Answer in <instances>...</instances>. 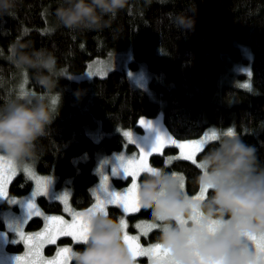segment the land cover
Returning a JSON list of instances; mask_svg holds the SVG:
<instances>
[{
  "label": "trees",
  "instance_id": "obj_1",
  "mask_svg": "<svg viewBox=\"0 0 264 264\" xmlns=\"http://www.w3.org/2000/svg\"><path fill=\"white\" fill-rule=\"evenodd\" d=\"M58 4L59 0H16L12 14L0 16V107L19 100L22 91L48 104L54 119L36 142L35 158L25 162L36 173L53 174L57 186L66 181L73 208L92 201L89 189L98 179L96 156L120 150L124 144L133 148L124 143L118 128L138 127L139 116L153 117L160 109L168 131L180 138L197 137L209 126L233 129L255 147L257 162L264 167V0H127L106 26L85 31L60 26L54 14ZM181 16L191 17L194 26L181 29L176 23ZM18 40L31 45L26 51L47 49L54 54L57 68L62 69L56 89L45 88L35 70L13 63ZM126 48L133 55L130 65L141 62L149 71L154 99L120 68L82 79L68 74L82 72L94 57ZM242 64L246 71H238ZM242 79V85L234 83ZM217 143L210 140L197 159ZM175 149L167 146L152 154L150 163L182 173L184 192L193 194L199 188L200 169L183 159L165 166L167 153ZM144 175L138 177L139 183ZM113 182L122 185L127 179ZM31 186L32 181L17 172L6 186L7 202ZM210 194L208 190L204 199ZM0 199V208H7L4 197ZM37 203L44 212H62L58 200L38 196ZM107 210L118 221L121 210L115 205ZM126 220L132 228L138 220L155 219L151 209L142 208ZM42 222V217L33 216L25 229L35 231ZM61 242L72 243L74 249L83 246L61 236L44 252L51 253Z\"/></svg>",
  "mask_w": 264,
  "mask_h": 264
},
{
  "label": "clouds",
  "instance_id": "obj_2",
  "mask_svg": "<svg viewBox=\"0 0 264 264\" xmlns=\"http://www.w3.org/2000/svg\"><path fill=\"white\" fill-rule=\"evenodd\" d=\"M126 3L59 0L54 14L58 24L70 31L96 30L106 26ZM15 6L16 0H0V16L12 14ZM176 23L181 29H190L195 21L181 16ZM30 48L29 43L18 40L12 51L13 63L35 70L45 88L56 89L62 73L56 57L47 49L26 51ZM53 119L48 104L40 97L24 95L0 107V156L17 166L34 159L36 142ZM199 163L202 167L197 183L210 190L207 199L188 196L180 180L164 168L156 167L140 181L139 202L151 209L162 225L157 243L169 251L173 264H257V258L245 246L249 236L264 235V167L257 162L255 147L237 135L222 136ZM87 216V241L73 249L72 264H135L123 243L120 223L109 214ZM211 221H216L217 227L208 235Z\"/></svg>",
  "mask_w": 264,
  "mask_h": 264
},
{
  "label": "snow or ice",
  "instance_id": "obj_3",
  "mask_svg": "<svg viewBox=\"0 0 264 264\" xmlns=\"http://www.w3.org/2000/svg\"><path fill=\"white\" fill-rule=\"evenodd\" d=\"M27 30H25L26 32ZM46 32L51 29H45ZM27 93L21 92L20 95L24 96ZM55 103V101H53ZM144 127H150V122H145L141 119L138 122ZM236 133L233 129H228L225 132H217L212 130L211 132H205L200 139L188 140L185 142H179L173 139L167 134H158L154 143L150 147H142L136 143L133 139L131 131H124L123 136L127 138L129 145H135L139 149V153H133L132 156H125L121 154L117 157L119 162V169L122 170L125 178L131 177V185L124 191H110L108 188V177L102 175L100 180L99 191L103 195H97L95 203L87 209V212L75 211L68 203V193H64L58 196L56 199L63 204V211L71 217V220L65 219L63 215H45L39 210L35 203V197L46 196L49 184V177L37 176L34 172L25 167L24 171L29 172L32 179L35 180L36 187L31 193L32 199H29L26 204L27 218L23 224H26L34 215L43 217L44 229L41 232L33 234H27L22 230V225H18L15 228L17 240L13 243L23 242L25 246V253L23 256L16 255V264H69L72 261L73 249L71 247H59L53 257L46 259L43 256V249L46 244H55L59 237H71L77 244H83L87 241L88 232L90 231V220L87 213H103L108 215L107 210L109 205H115L122 210V217L118 218V222L121 225L122 240L129 250L132 259L147 256L152 264H173L169 257V251L162 248L159 243L151 244L148 247H143L140 244L142 237L148 236L149 232L154 228L161 227L155 223L149 222H137L133 225L135 229L139 230V235H129L126 232L128 224L123 216H127L133 212H139L142 208L139 202L138 190L139 185L137 178L141 173H153L155 171L154 166H151L148 157L153 152L160 153L163 146L170 145L180 150V155L169 158L165 161L167 166L173 160L183 159L190 161L197 168H201L202 165L197 163V154L203 153L208 145L209 141H218L221 136H234ZM17 172V165L0 156V198L8 196L6 191V185L11 181L12 177ZM116 169H113L115 175ZM174 177L180 180L181 189L184 190V177L173 172ZM207 189L201 187L200 194L193 196V199L203 200ZM11 203H15V199L10 200ZM146 209V208H145ZM196 217H193L195 222ZM181 223H187L185 220H181ZM217 227L216 221L209 222L207 226V234H214ZM246 248L257 258V264H264V235L249 236L245 240ZM219 264V262H217Z\"/></svg>",
  "mask_w": 264,
  "mask_h": 264
},
{
  "label": "rangeland",
  "instance_id": "obj_4",
  "mask_svg": "<svg viewBox=\"0 0 264 264\" xmlns=\"http://www.w3.org/2000/svg\"><path fill=\"white\" fill-rule=\"evenodd\" d=\"M132 57H133L132 51L129 48H126V49H123V50H114V51L110 52L109 54H107L105 56H97V57H94L93 59H91L82 72H79V73H68V74L72 78L82 79V78H88V77H91V76H94V75L104 76L110 70L115 69V68L116 69L120 68V69H123L126 72L129 80L134 85L144 89L148 93V95L151 98H153L154 97V93H153V91L151 90V88L149 86V80H150L149 71L147 70L145 65L143 63H141V62L138 63L137 65H135L134 67H132L130 65ZM237 69H238V71L239 70L246 71L248 69V67H247V65L242 64V66L238 65ZM249 72L250 71H248V73ZM240 82H241L240 84L237 83V82H234V83H236L238 85H242V83H244L245 80L242 79V80H240ZM141 119H144L145 122H150L151 126L150 127H144V126L140 125L138 122ZM136 125L138 127H134V126L119 127L118 131L122 135L124 143L127 144L128 142H127V138L123 136V132L124 131H131L133 139L136 141V143L139 144L140 146L146 147V148L150 147L151 144L154 143L155 138H156V136L158 134H162V135L163 134H167V135L171 136L173 139H176L179 142L183 143V142L188 141V140L200 139V138L203 137V134L205 132H211L212 130H215V131H217L219 133V132H225V131L228 130V127L227 128H223V127H218V126H209L201 133V135H199L197 137L180 138V137H177V136L173 135L172 133H170L168 131V129L166 128V126H165V124H164V122L162 120V110L161 109L158 112V114L153 116V117L139 116L137 121H136ZM132 146H133V148L128 149L127 146L124 144V147L121 148L120 150L112 151V152H109V153H103L102 152V153H99L96 156L94 169H95V172L97 174L98 179L89 189L92 201L90 202V204L88 206H86L84 208H80V209H76V208H73L71 206V203H70V186L68 184H66V181L62 182L60 185L57 186L56 185V178H55V176L53 174H50V173H48V174L36 173L34 171V169H33V166L28 164V163H26V162H24L20 166H17V172L24 173V175L27 176L32 181V186L25 194L17 196V197L12 196V197H9V199H8L9 202H10V200L15 199L16 202L13 203V204H15V206H13V207L16 208V210H14V209L11 210V209L8 208L7 209L8 213L5 214V220H6V216H7V219H8L7 223L5 224L7 235H8L7 238L12 240V241L17 240V236H16V233H15V228L18 225H22V230L25 233V235L33 234V233H36V232H41L44 229V223H45L44 220L42 222V226L39 229L35 230V231L26 230L25 229V225L27 223L23 224L25 219L27 218V210H26L25 204H26V202L29 199H32L31 193L33 192V190L36 187L35 180L31 178L30 173L24 171L25 167H27L30 170V172H34L37 176L49 177L50 178L49 184H48L47 195L45 196L46 198L57 200L56 198L58 196H60V195H62L64 193H68L69 194V197H68L69 205L75 211L87 212V209L90 208L95 203L96 196L97 195H101V196L103 195V193H101L99 191L100 180H101L102 175H105V176L108 177L107 183H108V188H109L110 191H124L126 188L130 187V185H131V177L125 178L122 170L119 169V162L117 160V157L120 156L121 154H123L125 156H132L133 153H137L138 154L139 153V149L135 145H132ZM167 146H170V145L163 146L162 149H161V152ZM172 147H174V146H172ZM154 153H156V152H153V154ZM179 155H180V150L176 148L175 150L170 151V153H167L166 160H169V158H173V157H176V156H179ZM149 157H148V160H149V163H150ZM199 162H200V160L197 159V163H199ZM150 165L153 166L151 163H150ZM114 168L116 169L115 175L113 174V169ZM175 173H177L179 175H182V173H180V172H175ZM113 179H124V180L127 179V182L125 184H122V185H117V184H115L113 182ZM137 183L139 185L138 178H137ZM200 189H201V187L199 186L198 190L195 193L187 194V195L190 196V197L199 195L200 194ZM6 191H7V189H6ZM207 191H206V193H207ZM206 193H205V195H206ZM37 197H35V203H36L37 207L39 208V210L41 212H43L45 215H63L65 219L71 220V217L68 216V214L63 211V204H61L62 212H59V213L58 212H44L43 209L37 203ZM9 212H11V213L9 214ZM121 212H122V210H121ZM11 217H12V220H10ZM121 217H122V214H121V216L119 218H121ZM123 218L126 219V216H123ZM126 222H127V220H126ZM137 222L155 223V224L161 226V228H162L161 222L156 221V220H138L134 224H136ZM126 232L129 235H139V230L135 229L134 227L131 228V227L128 226V228L126 229ZM4 237L5 236L0 233V238L4 239ZM71 240H72V238H71ZM72 242H74V241L72 240ZM19 246H20L21 250L17 251L16 255L23 256L25 251H26L23 242L14 243L12 245V248L16 249ZM59 247H71L72 249H74L72 243L71 244H66V243L61 242V243H59V244H57L55 246V249L53 248L51 253L47 254V253L44 252V249H43V253L42 254H43V256L46 259H50L51 257H53L55 255V253H56V251H57V249ZM16 255H14V256L11 255L10 256L11 258H9V261H10L9 264H16V261H15V256ZM134 262L137 263V264L140 263V262H136V261H134Z\"/></svg>",
  "mask_w": 264,
  "mask_h": 264
},
{
  "label": "flooded vegetation",
  "instance_id": "obj_5",
  "mask_svg": "<svg viewBox=\"0 0 264 264\" xmlns=\"http://www.w3.org/2000/svg\"><path fill=\"white\" fill-rule=\"evenodd\" d=\"M3 201L7 202V198L4 197ZM2 203V200L0 199V204ZM8 203V207L7 208H0V233L3 234L5 237L4 239L0 238V264H9V258H11L10 256H14L17 253L10 250V248L12 247V245L14 244L12 240L8 239V235H7V231H6V227L5 224L7 223L8 219L6 216V220H5V214H7V209H11V210H16V208H14L13 206H15V204L11 203V202H7ZM11 212H9L10 214ZM12 220V217L11 219ZM11 222V221H10ZM162 228L161 227H157L154 228L152 231L149 232L148 236H146V240L142 241L140 240V244L143 247H148L151 244L157 243L158 242V238H155L156 235L158 233L161 234ZM10 233V232H9ZM10 246V248H8L7 246ZM8 256V257H7ZM136 262H140L139 264H152V262L150 261L149 257L147 256H143V257H137ZM69 264H72V261L69 262ZM137 264V263H135Z\"/></svg>",
  "mask_w": 264,
  "mask_h": 264
}]
</instances>
